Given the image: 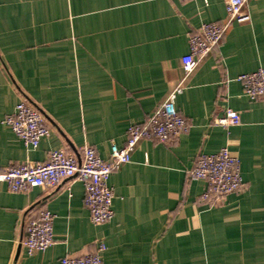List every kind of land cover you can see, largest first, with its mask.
I'll return each mask as SVG.
<instances>
[{"label":"crops","instance_id":"obj_1","mask_svg":"<svg viewBox=\"0 0 264 264\" xmlns=\"http://www.w3.org/2000/svg\"><path fill=\"white\" fill-rule=\"evenodd\" d=\"M246 10L250 22L228 28L176 100L188 132L141 140L111 173V222H91L80 181L18 193L0 183V264H61L97 241L103 264H264V98L251 101L237 80L264 67V0ZM225 20V0H0V171L84 145L109 160L183 76L190 36ZM22 97L51 129L36 149L4 124ZM226 109L239 125H214ZM224 147L240 160L243 188L214 205L189 172ZM41 210L55 216V244L29 254L26 225Z\"/></svg>","mask_w":264,"mask_h":264},{"label":"built area","instance_id":"obj_2","mask_svg":"<svg viewBox=\"0 0 264 264\" xmlns=\"http://www.w3.org/2000/svg\"><path fill=\"white\" fill-rule=\"evenodd\" d=\"M248 1L225 0L224 24L204 23L190 36L189 51L181 58L183 76L172 86L165 101L150 115L146 123L130 125L122 147L112 143L109 160L102 159L91 145H84L76 154L65 149H54L48 153L47 160L43 163L9 165L0 171V183H6L9 191L18 193L33 188L48 191L66 181H80L84 185V206L91 222L95 225L111 222L114 218L115 197L113 189L108 185L111 173L130 161L131 153L141 140L167 143L188 132L189 125L179 114L176 100L184 92L187 79L200 61L224 40L228 28L234 23L250 22L251 17L246 10ZM237 80L251 101L264 98V67L242 74ZM240 122L239 113L226 109L222 117L215 118L214 125L228 129ZM4 124L29 149H36L51 134L42 111L30 104L25 97L21 98L15 111L5 117ZM189 178L207 183L201 199L214 205L223 203L230 194L243 188L240 160L227 147L213 154H201L189 172ZM54 218L50 211L41 210L36 218L29 219L22 242L29 254L46 251L55 244ZM106 249L104 241H97L93 251L85 255H67L61 259V264H103Z\"/></svg>","mask_w":264,"mask_h":264}]
</instances>
